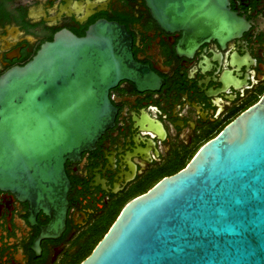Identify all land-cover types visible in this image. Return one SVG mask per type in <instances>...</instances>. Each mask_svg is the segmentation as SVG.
<instances>
[{
	"label": "water",
	"instance_id": "water-1",
	"mask_svg": "<svg viewBox=\"0 0 264 264\" xmlns=\"http://www.w3.org/2000/svg\"><path fill=\"white\" fill-rule=\"evenodd\" d=\"M156 24L182 31L189 48L243 28L227 0H144ZM131 38L98 22L83 39L60 32L34 58L0 76V189L65 227V163L112 127L109 91L160 79L138 64ZM80 264H264V95L204 145L179 173L130 201Z\"/></svg>",
	"mask_w": 264,
	"mask_h": 264
},
{
	"label": "flooded vegetation",
	"instance_id": "flooded-vegetation-1",
	"mask_svg": "<svg viewBox=\"0 0 264 264\" xmlns=\"http://www.w3.org/2000/svg\"><path fill=\"white\" fill-rule=\"evenodd\" d=\"M227 2L243 28L191 49L182 31L156 24L144 0H0V76L25 66L58 33L83 39L90 27L108 22L125 29L134 60L160 79L154 90L121 81L109 91L112 127L65 163L70 189L58 236L41 237L49 217L37 212L30 221L28 202L0 189V264H74L130 201L186 169L262 98L264 0Z\"/></svg>",
	"mask_w": 264,
	"mask_h": 264
},
{
	"label": "trees",
	"instance_id": "trees-1",
	"mask_svg": "<svg viewBox=\"0 0 264 264\" xmlns=\"http://www.w3.org/2000/svg\"><path fill=\"white\" fill-rule=\"evenodd\" d=\"M102 234L95 238L92 242V244L88 247H86L79 255L78 259L74 264H80L86 257H88L90 251L93 249L94 245L98 242V240L101 238Z\"/></svg>",
	"mask_w": 264,
	"mask_h": 264
}]
</instances>
